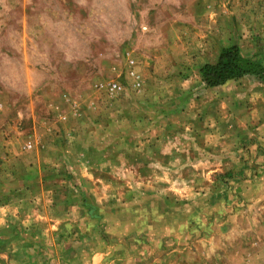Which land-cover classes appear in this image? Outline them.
<instances>
[{"label": "rangeland", "instance_id": "1", "mask_svg": "<svg viewBox=\"0 0 264 264\" xmlns=\"http://www.w3.org/2000/svg\"><path fill=\"white\" fill-rule=\"evenodd\" d=\"M232 45L264 68V0H0V264H264V73L201 77Z\"/></svg>", "mask_w": 264, "mask_h": 264}, {"label": "trees", "instance_id": "2", "mask_svg": "<svg viewBox=\"0 0 264 264\" xmlns=\"http://www.w3.org/2000/svg\"><path fill=\"white\" fill-rule=\"evenodd\" d=\"M264 68L256 65L251 59L241 56L234 45L220 50L214 64H205L201 68V77L208 87L219 86L231 79L245 75L263 76Z\"/></svg>", "mask_w": 264, "mask_h": 264}, {"label": "built area", "instance_id": "3", "mask_svg": "<svg viewBox=\"0 0 264 264\" xmlns=\"http://www.w3.org/2000/svg\"><path fill=\"white\" fill-rule=\"evenodd\" d=\"M100 88H105L106 90L112 92V93H116V91L119 89L117 84L114 83H110V84H100Z\"/></svg>", "mask_w": 264, "mask_h": 264}]
</instances>
